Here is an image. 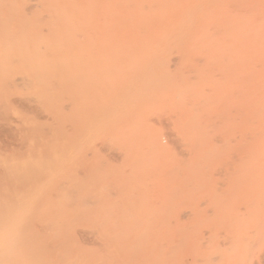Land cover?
I'll use <instances>...</instances> for the list:
<instances>
[{
    "label": "rangeland",
    "instance_id": "1",
    "mask_svg": "<svg viewBox=\"0 0 264 264\" xmlns=\"http://www.w3.org/2000/svg\"><path fill=\"white\" fill-rule=\"evenodd\" d=\"M10 1L12 3L3 0L4 4L0 1V174L4 172L5 176L0 175V255H8L0 257V264H264V160H249L250 152H247L264 145L263 132L260 136V131L256 134L262 138L252 133V139L254 136L256 140L262 139L261 145L259 140L254 143L249 137L251 134L243 135L246 132L241 130L245 121L241 116L247 114V110H253V113L248 112L250 122L249 115L246 116L249 125L252 124L248 127L245 121V128L253 130L250 128L254 127L252 120L263 109L259 106L260 111L258 106L250 105V100L253 101L257 87L264 89V78L261 86L258 83L261 82L258 76L263 74L264 77L261 72L264 71L261 58L264 56V0L209 3L208 12L221 7V13L218 11L220 14L216 16L222 15V18H216L220 20L217 23L225 20L222 25L227 27L234 18L232 22L245 23L246 28H243L245 40L242 32L237 37L243 40L237 39L239 45L235 43L236 37L233 42L230 33L224 31L228 33L226 41L231 46L222 39L228 46H220L219 42L220 47L213 49L206 48L208 42L201 48L197 44L193 47L196 49L184 48L191 39H186V34L195 36L197 32L192 30L191 23L198 21L197 28L202 29V25L208 28L206 22L214 18L209 13L206 17L210 20L202 21L206 18L203 9L197 10L196 6L204 7L205 0H178L179 3L164 0L165 4L168 2L167 10L161 0H157L160 2L157 7L156 0L155 5V1L135 0L134 7L145 1L146 6L152 3L145 10L148 16L156 8L165 9L166 16L162 14L164 20L159 25L160 15L149 16L151 26L143 36L133 33L137 32L135 22L142 9L140 4L139 12L133 5L132 9L128 8L133 16H127L135 17L130 19L136 24L133 27L130 20V24L125 20L126 16L122 19L127 23L119 21L121 13L125 12L124 6L118 7L120 2L106 0L109 3L106 6L117 5L115 11L120 17L116 14L113 18L121 25L119 31L115 24L108 30L114 20L109 21L113 18L106 14L109 26L103 25V28L113 34L110 38L113 41H108L109 45L106 42L109 48L102 47L104 41L102 46L99 42L93 44L95 47L92 45L93 37L106 39V31L99 29L102 27L99 23H107L104 16L100 17L103 13H98L103 11L104 0L94 1L97 7L92 21L89 19L92 27L88 25L91 29L85 34L93 35V42L89 43L94 48L86 46L87 38H82L83 42L86 40L83 43L77 35L86 32L83 25L89 20L81 19V11L77 13L79 8L74 7H86L85 1ZM26 2L31 3L33 9ZM36 3L42 5L41 8ZM89 3L92 5L87 1ZM180 3H186L188 10ZM65 4L76 11L67 9ZM151 5L155 6L151 8L153 11L148 10ZM51 7L61 8L68 17L58 9V13L49 12ZM85 7L83 13H86ZM34 8L37 12H33ZM46 8L48 11H44ZM111 8H106L110 14L115 6ZM120 8L123 10L119 11ZM182 12L187 16L191 13L192 18L182 17ZM32 13H36V19ZM44 14L51 21L56 18V22L64 20L72 25L75 21L73 26L77 28L82 22L83 28L79 27L77 34L72 31L73 34L70 30L74 27L70 24L67 25L70 30L64 27L68 29L65 30L62 26L66 25L60 26L62 22L57 27L52 22L57 32L48 25L49 18ZM22 17L27 19L24 21ZM183 18L188 20L185 21L188 26L192 25L190 28L186 25L183 29V21L179 25ZM35 21L37 26L32 23ZM178 25L181 26L179 35ZM239 28L237 30H242ZM161 35H166L168 40L165 38L167 41L163 39L162 43ZM200 36L198 40L192 37L193 44L196 41L202 44L203 35ZM119 37L124 38L122 41L126 38L131 41L127 44L130 51L128 46L121 49L125 41L120 50H113L114 45L110 48L114 41L119 44ZM180 37L185 39L180 40ZM159 41L162 45L157 43ZM156 44V48L160 46L163 50L156 52L159 49L153 46ZM141 46L150 47L156 55L151 57L150 49L144 51ZM81 47L85 51H79L84 50ZM244 47L246 53L241 52ZM81 53L84 54L80 56ZM138 54L146 57L137 59ZM239 54L248 58H244L246 62ZM68 56L72 57L68 58L69 62ZM11 57L17 59L15 63L8 62ZM21 57L31 58V65L19 62ZM47 61L52 65L44 64ZM58 61L70 69L66 71L62 67L66 71L64 76ZM251 62L255 63L251 65ZM255 67L260 68L256 78ZM68 71L71 77L68 80L67 74L65 83ZM51 76L57 81V87L60 86L57 91L51 89L52 84L41 85ZM61 90L63 93L69 90L72 96L67 92L62 98ZM237 120L243 124H238ZM239 138H244L247 145L252 142L250 149L243 150L246 144ZM239 151L247 154L240 158ZM194 242L204 247L195 248V244L193 248L190 245ZM194 256H198L197 260L201 258L196 260L199 263L193 261Z\"/></svg>",
    "mask_w": 264,
    "mask_h": 264
},
{
    "label": "bare ground",
    "instance_id": "2",
    "mask_svg": "<svg viewBox=\"0 0 264 264\" xmlns=\"http://www.w3.org/2000/svg\"><path fill=\"white\" fill-rule=\"evenodd\" d=\"M0 1H1V0H0ZM6 1H7V0H6ZM30 1H31V0H30ZM50 1L53 2L54 0H48L47 2L50 3ZM56 1H57V0H56ZM56 1H54L53 3H57ZM66 1H67V0H66ZM70 1H71V0H70ZM82 1H85V4L87 5V6H86L87 8H86L85 6H83V5H82V7H81L82 9L80 8V6H78V7L76 6V7H74V8H79V9H80V10L78 9V10L76 11V9H73V8H72L73 6L70 7L69 4H68V6H67V4H65V7H66L67 9H68V8H70V9L72 8L71 10H74V12L76 11L77 13H78L79 11H81V12H79V14H82L80 18L83 19V20H85L86 22H88L89 19L93 18V13L95 12L96 7H97V6L95 5L96 2H94V1H98V0H92V1H91V0H82ZM87 1H88V2H91L92 5H91L90 3H89V5H88V4H87ZM99 1H101V0H99ZM104 1H106V0H104ZM107 1H108V0H107ZM107 1H106V3H105V6L102 7L103 9L101 8V10H103V11L98 12L99 14H102V13L104 14V15H103V14L100 15V17H101V16H104L103 18H104V20H105V23H107V24H104V23L102 24V22L99 23L100 21L97 22V23L100 24V26L102 25V27H99V29H100V28L104 29L105 27L108 28V26H109V25H108V22H109L110 20H114V21H113L114 23H113V22H112V24L110 23V28H109L108 30H110L111 28H114L115 25L118 26L117 30H118V31L120 30L119 27H121V25H120V24H116L117 21H115V19L113 18V16H115V15L117 14V11H115V9L117 8V5H118V4H120L118 7H120V6H124V10H125V12L123 11L124 14L121 13V18H119V17H120L119 14L116 15V17L120 19L119 21H120L122 24H123L122 21L124 20V19H122V17H124V16L127 17V18H125V20H127V22H128V20H130V19L133 20V19L135 18V17H133V18H132V17L129 18V17L127 16V15H131V16H133V14H131V11H132V10H129L128 8H131V6L133 5L132 7H133L134 9L136 8V12H137V10H138V12H139L140 9H141L140 6H142V9H141V11H140V15H139L140 17L137 15L138 13L136 14V15H137L136 17L139 18L138 21H137V19H136L137 22H135V23H137V25H136L133 21H131V20H130V21L132 22V24H130V22H128V23H129L131 26H133V27H135V25H136V27H135L136 29H135V30H136L137 32H133V33H138V32H139L138 35H141V34H142V36H143V34L146 35V33L148 32V30L150 29V26H151V25H149V24H150L152 21H151V19H150L151 17H149V16H155L154 14H157L158 17H159V15H160L159 19H162V20H159V19H158V20H159L158 25L161 24L160 22L164 20V17H163V16H166V15H164V11H163V10H165L166 8H168V6L166 7V4H167L168 2L165 4V1H169V2H171V0H165V1H164V0H161V1H162L161 3L164 2L163 4H165V5H164V8H165V9L161 6L162 8H159L160 10L162 9L161 12H160L159 9L157 10V8H156V9L153 8V7H155V6L157 7V6L160 4V2H158L159 0H158V1L156 0V1H157V4H156V1H155V0H153V1L150 0L152 3L155 1L154 5H155V4H156V5H155V6H154V5H151L152 7H150V9L148 8L149 11H151L152 9H155V12H153V13H152V12H149V16H148V15H145V10H146V7H149L150 4H152V3H150L149 6H146V5L148 4V2H147V4L145 3L147 0L144 2L145 4H144V3H141V4H140V3H137V6H136V7H134V6H135V3H136L135 0H133V2H132V0H131V1H130V0H127L128 2H130V3L127 2V4L124 3L126 0H124L123 3H121L122 1H120V0H119V1H118V0H115V2H120V3H117V5L112 4V6H111V5H107V6H106V4H109V3H107ZM110 1H111V0H110ZM136 1H137V0H136ZM138 1H139V0H138ZM142 1H143V0H142ZM177 1H178V0H174V1L172 0V2H174V3H179V2H177ZM195 1H197V0H195ZM8 2L12 3L10 0H8ZM42 2H43V1H42ZM47 2H45V3H47ZM60 2H61V1H60ZM72 2L74 3L75 1L72 0ZM72 2H70V4H73ZM102 2H103V1H102ZM102 2H100V3H102ZM113 2H114V1H113ZM134 2H135V3H134ZM213 2H220V4H221V3H222V0H211V1H210V0H205V5H204V7H201V8H200L199 6H196V9H197V10H198V8H199V9H203V12H202V13L204 14L205 17H206V16H209V13H211L210 16H214V18H213V17L211 18V20H212L211 22H213V24H212L211 22H209V21L206 22L205 20H206V19L210 20V17H208V18H207V17L204 18V17H203V14H202V17H203V20H202V21H203V22H206L207 24L209 23V24H208V28L205 27V25H202V24H201V25H202V29H199V28H197V27H198V25H197V24H198V23H197L198 21H197V22L193 21V23H191V24L194 25L195 28H193L194 26L191 27V28H192V30H193V29H194L195 31L197 30V32H196L195 36H194V34H192L194 37H193L192 35H190L191 33H190V34H189V33L186 34V35H187L186 39H187L188 37H190L191 39H190V40L188 39V41H189V42L192 41V42L189 43V45L191 44V45L189 46V45H187L188 41L185 40L187 43H186V46L184 45V46H185L184 48H186V47L191 48V46H192V48H193V47L195 46V44H197L196 46L199 45L200 48H201V45H204V44H205L204 46H206V44H207L206 42L209 43V45L207 44L206 48L210 47L211 49H213L212 47H215V46H219V45H220L219 42L221 43L220 46H223V47H224V46H226V45L229 43L228 41H226V39L229 38V37H228V33H227V32H224V31H228V32L230 33L229 36H230V37H233V39H232L233 42H234V38L236 37V42H235V43H237L238 45L240 44V43H238V41H243L242 39L240 40V39L237 38V37H240V35L243 33V28H245V23H243V25H242V23L239 21L242 27L240 26V24H239L237 21H234V22L236 23V24H234V22H232V20H233L234 18H233V19L230 18L232 11H231V10L229 11V9H228L227 11H228V12H231V13H228V12H226V11H225L224 13H228V14L230 15V16H229V19H232V20H231L232 23H231L230 20H229V22L227 23V25H228L227 27H224V25H222V24L224 23L225 20L221 21L222 24H221L220 22L217 23L218 21H220V20H218V19L222 18V15H221V17L218 16L219 18L216 16V13H218L217 15H219V14L221 13V12L219 11V10H221V7H220L219 10H216V9H218V8H214L213 10H210V11H212V12H208V11H207V7H208L211 3H213ZM2 3L4 4L3 0H2ZM21 3H22V2H21ZM23 3H24V2H23ZM26 3H27V2H26ZM34 3H35V2H34ZM48 3H47V4H48ZM53 3H52L51 6H53ZM75 3H77V1H76ZM82 3H83V2H82ZM111 3H112V2H111ZM131 3H133V4H131ZM158 3H159V4H158ZM201 3H202V2H201ZM209 3H210V4H209ZM3 4H1V5L3 6ZM14 4H15V3H14ZM14 4H13V5H14ZM27 4H29L30 6H32V9H33V5H31V3H27ZM32 4H33V2H32ZM36 4H37V3H36ZM79 4H80V3H79ZM85 4H84V5H85ZM115 4H116V3H115ZM121 4H123V5H121ZM129 4H130V5H129ZM139 4H140V6H139ZM142 4H144V5H142ZM169 4H170V3H169ZM180 4H181V3H180ZM180 4H179V5H180ZM184 4H186V3H184ZM184 4H183V5L181 4V5H182L183 7L187 5V4H186V5H184ZM208 4H209V5H208ZM217 4H218V3H217ZM5 5L8 6L9 4L6 2ZM10 5H11V4H10ZM24 5H25V4H24ZM34 5H35V4H34ZM93 5H95V6H93ZM103 5H104V3H103ZM125 5H126V6H125ZM127 5H129V6H127ZM173 5H174V4H173ZM173 5H172V6H173ZM177 5H178V4H177ZM177 5H175V6H177ZM179 5H178V6H179ZM37 6H38V8H39V6H40V8H41L42 5H40V4L38 5V4H37ZM49 6H50V5H49ZM49 6H48V8H49ZM55 6L57 7L58 5L56 4ZM74 6H75V4H74ZM88 6H92V7L89 8ZM98 6H99V5H98ZM100 6H101V5H100ZM113 6H115V8H113ZM138 6H139V7H138ZM144 6H145V7H144ZM172 6H170V7H172ZM212 6H213V4H212ZM219 6H220V5H219ZM11 7H12V6H11ZM46 7H47V6H46ZM65 7H62L64 11H65ZM84 7H85V9L88 10V11L85 10L86 13H85V12L83 13ZM110 7L113 8V9L111 8L112 11H113V12H111V14H110L109 11H107V10H109ZM125 7H127V8H125ZM170 7H169V8H170ZM186 7H187V9H185V11L188 10V6H186ZM214 7H216V6H214ZM217 7H218V6H217ZM236 7H237V6H236ZM241 7H242V6H241ZM1 8H2V7H0V10H1ZM3 8H5V6H4ZM29 8H31V7H29ZM35 8H36V5H35ZM35 8H34V9H35ZM44 8H45V7H42V9H44ZM58 8H59V7H58ZM58 8H57V9H58ZM94 8H95V9H94ZM99 8H100V7H99ZM106 8H107V10H106ZM139 8H140V9H139ZM143 8H144V9H143ZM151 8H152V9H151ZM184 8H185V7H184ZM209 8H210V7H209ZM237 8H238V7H237ZM57 9H53V8L51 7V10L49 9V12L52 11V10H53V11L56 10V12L58 13V12H60V11L62 10L61 8L58 9V10H60V11H58ZM89 9H90V11H89ZM91 9H93L94 11L91 10ZM104 9H105V10H104ZM131 9H132V8H131ZM134 9H133V10H134ZM181 9H182V8H181ZM230 9L234 10L233 8H230ZM240 9H241V8H240ZM98 10H100V9H98ZM122 10H123V8H122ZM122 10H121V8H120L119 11H122ZM128 10H129L130 12H129ZM166 10H167V9H166ZM189 10H190V8H189ZM214 10H215V11H214ZM225 10H226V9H225ZM24 11H25V10H24ZM44 11H48L47 8H46ZM104 11H106L107 13L104 12ZM152 11H153V10H152ZM178 11H180V10H178ZM181 11H182V10H181ZM181 11H180V12H181ZM190 11H191V10H190ZM206 11H207V12H206ZM213 11L215 12V15H213ZM218 11H219L220 13H219ZM238 11H240V10L238 9L237 12H238ZM28 12H29V10H28ZM33 12H37V9L33 10ZM89 12H92V13H89ZM108 12H109V13H108ZM127 12H128V13H127ZM146 12H147V11H146ZM158 12H160V14H158ZM165 12H166V11H165ZM183 12H184V11H183ZM183 12H182V15H183L182 17H184V16L186 17V16H187V15H185L186 12H185L184 14H183ZM192 12H193V11H192ZM222 12H223V10H222ZM234 12H235V11H234ZM1 13H2V11H1ZM38 13H39V12H38ZM63 13L65 14V16H67V15H66L67 13L61 11V14H63ZM113 13H114V14H113ZM132 13H133V11H132ZM134 13H135V12H134ZM147 13H148V12H147ZM168 13H169V11H168ZM168 13H167V14H168ZM170 13H171V11H170ZM172 13H173V12H172ZM172 13H171V15H172ZM175 13H176V12H175ZM207 13H208V15H207ZM235 13H236V12H235ZM235 13H234V14H235ZM33 14H34V13H32V15H33ZM39 14H40V13H39ZM49 14H50V13H49ZM61 14H60V15H61ZM64 14H63V15H64ZM71 14H72V13H71ZM84 14H87V15H84ZM106 14H108V15L110 16V18H113V19H109V21H108V20H107L108 18H106V17H107ZM112 14H113V15H112ZM162 14H163V16H162ZM176 14H177V13H176ZM186 14H187V13H186ZM190 14H191V13H188V16H187V17H191V18H192V16H191ZM197 14H198V13H197ZM232 14H233V13H232ZM29 15H31V11H30V14H29ZM34 15H35V19H36V17H37V16H36V13H35ZM60 15H59V16H60ZM83 15H84V16H83ZM89 15L92 16V17L89 18V17H88ZM177 15H179V14H177ZM193 15H194V13H193ZM224 15H225V14H224ZM0 16H1V15H0ZM40 16H41V14H40ZM45 16H46V15L44 14V17H45ZM48 16L51 17V14L48 15ZM70 16H71V15H70ZM97 16H98V15H97ZM97 16H96V17H97ZM105 16H106V17H105ZM118 16H119V17H118ZM233 16H234V15H233ZM237 16H238V14H237ZM50 17H48L50 22L47 21V23H48L49 26H50V25L53 26L54 24H56V25H54V26L57 27V25H60V23L62 22L63 24H61L60 26H62V25H66V26H62L63 28H64V27H68L67 25H69V24H70L69 26H70V27L72 26V28H73V27H74L73 25L76 24L75 21H74L73 25H72V23H68V24H67V23H66V22H67L66 20H65L66 22L64 23V20H63V19H62L63 21L58 20L59 23L57 24V22H58V21L56 22L57 19L55 18L53 21H51L52 19H50ZM55 17H56V16H55ZM67 17H68V16H67ZM177 17H178V16H177ZM180 17H181V16H180ZM187 17H186V18H187ZM200 17H201V15H200ZM225 17H228V16H225ZM225 17H223V19H226V21H228L227 18H225ZM22 18H23V17H22ZM42 18H43V16H42ZM42 18H37V20H39V19L42 20ZM45 18L48 19L47 17H45ZM84 18H85V19H84ZM103 18H101V19L103 20ZM152 18H153V17H152ZM154 18H157V17H154ZM216 18H218V19H216ZM0 19H1V18H0ZM26 19H27V17H26ZM26 19L23 18L24 21H25ZM60 19H61V18H60ZM70 19L73 20L72 18H70ZM184 19H185V18H183V20H180L179 25L181 24L182 21L185 22V21L187 20V19H185V20H184ZM200 19H202V18H200ZM204 19H205V20H204ZM235 19H237V18H235ZM4 20H5V19H4ZM4 20H2V22H3ZM6 20H7V19H6ZM23 20H22V21H23ZM44 20H45V19H44ZM71 20H69V21H71ZM117 20H118V19H117ZM121 20H122V21H121ZM125 20H124V21H125ZM139 20H140V21H139ZM152 20H153V19H152ZM154 20H155V19H154ZM169 20H170V19H169ZM221 20H222V19H221ZM28 21H29V20H28ZM28 21H27V22H28ZM42 21H43V20H42ZM91 21H92V19H91ZM91 21L89 20V22H88L87 24L84 23L85 25H83V27L86 26L85 29H87V30H85L86 32H84V34L82 33V31H81V32H78V31L80 30V28H83V27L81 26V25H82V22H80V23L77 25L78 28H77V27H74L72 30H70V27H68V29L70 30V32H72V31H75V32H76V31L79 29V30L77 31L78 34H77V32H76L77 35H80L79 38H78L77 35H75V36H77L78 39H80V37H81V39H82V38H83V39L87 38L86 40L88 41V43H86V44H87L86 46H90V45H91L90 43H92V42L94 41V42L92 43V45L95 44V42H99L98 44H101L100 46H102V45L104 44V42H105V44H104L105 46L103 45L102 47H103V48H109V46L107 47L106 42H107L108 45H109V42H108V41H113L112 39H110V38H113V37H112L113 34H112V33H111L112 35H111V34H108V33L111 32V31H108L107 29H104V31H106L105 36H104L106 39L101 38V40L98 39V38H94V37H93V39H95V40L92 41V36H93L92 34H91L92 36H90V34L88 33V35L91 37V39H90V37H89L88 35H85V34H87V31H88V30L90 31V29H91V28H88V25H89V27H92V26H90V22H91ZM95 21H96V20H95ZM106 21H107V22H106ZM150 21H151V22H150ZM187 21H188V20H187ZM189 21H190V19H189ZM216 21H217V22H216ZM8 22H9V21H8ZM52 22H53L54 24H52ZM55 22H56V23H55ZM77 22H79V21H77ZM127 22L125 21L124 23H127ZM153 22H154V21H153ZM155 22H157V21H155ZM155 22H154V23H155ZM191 22H192V21H191ZM242 22H244V21H242ZM5 23H6V22H5ZM10 23H11V22H10ZM10 23H8V25H9ZM16 23H17V22H16ZM24 23H26V22H24ZM32 23H33V25H34V23H36V21H35V22H32ZM37 23H38V22H37ZM50 23H51V24H50ZM117 23H119V22H117ZM164 23H165V21H164ZM170 23H171V22H170ZM174 23H175V22H174ZM177 23H178V22H177ZM206 23H205V24H206ZM17 24H18V23H17ZM19 24H20V23H19ZM28 24H30V22H29ZM114 24H115V25H114ZM225 24H226V23H225ZM233 24H234V25H233ZM238 24H239V25H238ZM3 25H4V22H3ZM38 25H40V24H38ZM79 25H80V26H79ZM103 25H106V26L104 27ZM179 25H178V30H177V31H178V32H177L178 35H179V33H180L179 29H180L181 26H183V27H182L183 29H184V28H187V26H188V25L186 24V22H185V23H182L181 26H179ZM186 25H187V26H186ZM192 25H189L188 28H190V26H192ZM196 25H197V26H196ZM237 25H238V27H236ZM5 26H6V24H5ZM5 26H4V27H5ZM9 26H10V25H9ZM19 26H20V25H19ZM23 26H24V25H23ZM34 26H37V25H34ZM49 26H48V27H49ZM54 26L51 27L52 30L55 28ZM161 26H162V25H161ZM213 26H214V27H213ZM221 26L224 27V28L222 29ZM15 27H16V26H15ZM17 27H18V26H17ZM62 27H60L61 30H62ZM79 27H80V28H79ZM93 27H94V26H93ZM103 27H104V28H103ZM239 27H240L242 30H237V28H239ZM246 27H247V26H246ZM5 28H6V27H5ZM28 28H29V25H28ZM49 28H50V27H49ZM75 28H77V29H75ZM158 28H159V27H158ZM161 28H162V27H161ZM240 28H239V29H240ZM1 29H2V28H1ZM7 29H8V28H7ZM18 29H20V28H18ZM64 29H65V28H64ZM68 29L66 28L65 30H68ZM102 29H101V30H102ZM129 29H130L131 31L134 30V29L132 30L131 28H129ZM183 29H182V30H183ZM245 29H246V28H245ZM245 29H244V30H245ZM21 30H23V29H21ZM54 30L57 31L56 28H55ZM65 30H64V32H65V34H66V31H65ZM92 30H93V29H92ZM127 30H128V29H127ZM166 30H168V29H166ZM185 30H187V29H185ZM185 30H184V31H185ZM190 30H191V29H190ZM192 30H191V31H192ZM194 30H193V31H194ZM7 31H8V30H7ZM7 31H6V32H7ZM104 31H102V34H103V35H104ZM107 31H108V32H107ZM131 31H130V32H131ZM191 31H190V32H191ZM9 32H11V31H9ZM57 32H58V31H57ZM59 32H60V31H59ZM62 32H63V30H62ZM67 32H68V31H67ZM75 32H72V33L75 34ZM127 32H128V31H127ZM149 32H150V31H149ZM181 32L183 33V31H181ZM188 32H189V31H188ZM223 32H224V33H223ZM241 32H242V33H241ZM80 33H82L83 36H85V37H83L82 34H80ZM125 33H126V31H125ZM150 33H151V32H150ZM154 33H155V32H154ZM163 33H164V32H163ZM172 33H173V32H172ZM193 33H194V32H193ZM56 34H57V33H56ZM100 34H101V33H100ZM156 34H157V33H156ZM159 34H160V33H159ZM164 34H165V33H164ZM170 34H171V33H170ZM197 34H198V35H197ZM199 34H201V36L203 35L202 38H201V39H202V41H201L202 44H199L200 42H198V41L194 42V44H193L192 37H193V39H194L195 37L200 36ZM221 34H223V35H221ZM225 34H227V35H225ZM239 34H240V35H239ZM106 35H108V38L106 37ZM125 35H126V34H124V36H125ZM152 35H153V34H152ZM178 35H177V38L179 37ZM180 35L183 36V34H180ZM188 35H189V36H188ZM205 35L207 36V38L204 37ZM220 35H221V36H220ZM224 35H225V36H224ZM232 35H233V36H232ZM237 35H238V36H237ZM57 36H58V34H57ZM110 36H111V37H110ZM122 36H123V35H122ZM129 36H130V35H129ZM131 36H132V35H131ZM149 36H150V35L148 34V37H149ZM157 36H158V35H157ZM161 36H162V37H160V39H161V42L163 43V39L166 38V37H165L166 35H165V36H164V35H161ZM172 36H173V35H172ZM174 36H175V34H174ZM191 36H192V37H191ZM201 36H200V37H201ZM217 36H218V38H217ZM219 36L221 37V39H220ZM241 36H243V37H242L243 39H244V37L246 38V34H245V36H244V33H243ZM88 37H89V38H88ZM100 37H101V36H100ZM200 37H199V38H200ZM225 37H226V38H225ZM132 38H133V37H132ZM141 38H142V37H141ZM167 38H168V37H167ZM167 38H166V39H167ZM171 38L173 39V37H171ZM180 38H181V37H180ZM183 38L185 39V37H182L180 40H182ZM203 38H206V39H203ZM83 39H82V42H83ZM88 39H90V40H88ZM114 39H116V38H114ZM119 39H120V40H118V43L121 44V45L117 44L116 41H114L115 44H112V46H110V48L112 47L111 49H113V48L115 47L113 50H115V49H116V50H118V49L120 50L119 47L122 46V45H124V44H126L125 47L123 46V47H121V49H125V48L128 49V47H129L130 45H127V44H129V43L131 44V41L128 42V41H127V40H128L127 38H126L127 40L125 39V40L122 41L121 39H124L123 37H122V38L119 37ZM137 39H138V38H137ZM142 39H144V38H142ZM166 39H165V40H166ZM174 39H175V38H174ZM184 39H183V40H184ZM201 39H200V40H201ZM222 39H223L224 41H226L227 44L224 45V42H223ZM237 39H239V40L237 41ZM86 40H85V41H86ZM152 40H153V39H151V41H152ZM157 40H158V39H157ZM167 40H168V39H167ZM167 40H166V41H167ZM195 40H198V37L195 38ZM195 40H194V41H195ZM204 40H206V41H204ZM220 40H221V41H220ZM230 40H231V38H230ZM244 40H245V39H244ZM85 41H84V42H85ZM90 41H91V42H90ZM100 41H101V43H100ZM103 41H104V42H103ZM121 41H122V42H121ZM124 41H125V43H124ZM135 41H136V40H135ZM166 41H164V44H165ZM84 42H83V43H84ZM89 42H90V43H89ZM127 42H128V43H127ZM136 42H137V41H136ZM161 42L159 41V42H157V43H160V45H162ZM177 42L180 43L181 41H180V42L177 41ZM177 42H176V43H177ZM10 43H13V42H10ZM123 43H124V44H123ZM155 43H156V42H155ZM183 43H184V41H183L180 45H182ZM203 43H204V44H203ZM245 43H247V42L244 41V44H245ZM13 44H14V43H13ZM110 44H111V42H110ZM133 44H134V43H133ZM169 44H171V43H169ZM173 44H174V43H173ZM192 44H193V45H192ZM222 44H223V45H222ZM229 44H230V43H229ZM229 44H228V45H229ZM248 44H249V43H248ZM248 44H247V45H248ZM250 44H251V42H250ZM250 44H249V45H250ZM113 45H114V47H113ZM166 45H167V48H168V44H167V42H166ZM228 45H227V46H228ZM241 45H243V44H241ZM241 45H240V46H241ZM77 46H78V45H77ZM93 46H94V45H93ZM117 46H118V48H116ZM126 46H128V47H126ZM135 46H136V45H134V47H135ZM153 46H155V48H156V46H158V44L153 45ZM182 46H183V45H182ZM204 46H202V47H204ZM220 46H219V47H220ZM227 46H226V47H227ZM230 46H231V44H230ZM230 46H229V48H230ZM233 46L235 47V45H233ZM75 47H76V46H75ZM91 47H92V46H90V48H91ZM94 47H95V46H94ZM94 47H92V48H94ZM134 47H132V49H134ZM141 47H143L142 49H143L144 51H145V49H147V48L150 49V47H147V46H141ZM145 47H146V48H145ZM163 47H164V45L162 46V48H163ZM81 48H83V47H81ZM157 48H159V49L156 50V52H158V51H162V50H163V49L160 48V46L157 47ZM157 48H156V49H157ZM170 48H171V47H170ZM178 48H179V47H178ZM198 48H199V47H198ZM204 48H205V47H204ZM74 49H75V48H74ZM83 49H84V50H80V49H79V51H81V52H82V51H85V48H83ZM88 49H89V48H88ZM139 49H140V48H138V50H139ZM142 49H140V50H142ZM148 49H147V51H148ZM164 49H165V48H164ZM181 49H182V47L180 48V50H181ZM193 49H196V48H193ZM242 49H243V48H242ZM245 49H246V47H244V49L241 50V52H242V53H243V52L246 53V51H244ZM75 50H78V48L75 49ZM151 50H152V49H150V51H151ZM185 50H186V49H185ZM249 50H250V49H249ZM86 51H87V50H86ZM129 51H130V47H129ZM259 51L261 52L262 50H259ZM127 52H128V50H127ZM153 52H154V53H153ZM156 52H155V51H151L152 54H150V56H151V57H154V55H156ZM250 52H251V51H250ZM79 53H80V52H79ZM128 53H129V52H128ZM258 53H259V52H258ZM258 53H255V54H258ZM73 54L75 55V53H73ZM82 54H84V53H81L80 56H81ZM70 55H72V53H71ZM70 55H69V56H70ZM127 55L129 56V54H127ZM132 55H133V54H131L130 56H132ZM152 55H153V56H152ZM239 55H241V54H239ZM244 55H246V54H244ZM252 55H253V54H252ZM252 55H251V56H252ZM261 55H262V53H261ZM69 56L66 57V60H67L68 62H69L70 59H72V57H69ZM72 56H73V55H72ZM75 56H76V55H75ZM77 56H78V55H77ZM140 56H141V57H140ZM143 56H144V55H143ZM143 56H142V54H138V57H136V58L138 59V58H144V57H146V55H145L144 57H143ZM147 56H149V54H148ZM242 57H243V54L240 56V58H242ZM247 57H249V56H247ZM256 57H257V56H256ZM68 58H70V59L68 60ZM74 58H75V57L73 56V59H74ZM130 58H132V57H130ZM130 58H129V59H130ZM133 58L135 59V57H133ZM133 58H132V59H133ZM244 58H245L246 60L248 59V58H246V57H243V59H244ZM259 58H260V55H259ZM261 58H263V60H264V56H262ZM63 59H65V58H63ZM134 59H133V60H134ZM245 59H244V60H245ZM16 60H17V59H16L15 57H11L10 60H9L8 62L15 63ZM18 60H19V62H23V63H24L26 66H28V67L31 65V62H32V59H31V58H26V57H21V58H19ZM51 60H53V59H51ZM59 60H61V59H59ZM66 60H65V61H66ZM77 60H78V58H77V59L75 58V61H77ZM246 60H245V62H246ZM263 60H259V59L257 58V61H263ZM62 61H63V60H62ZM67 61H66V62H67ZM70 61H71V60H70ZM73 61H74V60H73ZM241 61H243V60H241ZM47 62H48V63H44V64H47L48 66H51V65H52V62H50V61H47ZM53 62H54V60H53ZM58 62H59L58 64H59V67H60V72H62V74H63V72L65 71V70H63V69H66V71H67V69H68V70L70 71L69 68H65V67H67L66 65H64V64L61 65V64H62L61 61H58ZM71 63H72V62H70L69 64H71ZM73 63H75V62H73ZM253 63H255V62H253ZM253 63L251 62V65H252ZM53 64H54V63H53ZM65 64H67V63H65ZM75 64H76V63H75ZM75 64H73V65L76 66ZM240 64L242 65V62H240ZM243 64H244V63H243ZM241 65H240V66H241ZM255 65H256V64H255ZM255 65H254V66H255ZM257 65H258V64H257ZM63 66H64V67H63ZM71 66H72V65H71ZM263 66H264V64H262V67H263ZM62 67H63V69H62ZM72 67H73V66H72ZM252 67H253V66H252ZM262 67H261V68H262ZM255 68H256V67H255ZM61 69H62L63 71H62ZM253 69H254V67H253ZM256 69H257V70H256ZM256 69H255V70L258 71L260 68H259V69L256 68ZM262 69L264 70V67H263ZM255 70H254V71H255ZM66 71H65V72H66ZM69 71L65 74V79L68 77V78H67L68 80H69V78L71 77V74H70ZM256 71H255V75H256L255 78L257 77V75H259V71H260V70H259L257 73H256ZM65 72H64V73H65ZM252 72H253V71H252ZM252 72H251V73H252ZM261 72L264 73V71H261ZM239 73H240V72H239ZM67 74H68V76H67ZM248 74H249V73H248ZM260 74H261V73H260ZM246 75H247V74H246ZM63 76H64V74H63ZM66 76H67V77H66ZM69 76H70V77H69ZM241 76H242V74H241ZM250 76H251V75H250ZM261 76H262V77H261ZM248 77H249V75H248ZM258 77L260 78L259 81L261 80V82H258V81H257V82H258L259 85L261 86V83H262V81L264 80V79L262 80V78H264V77H263V74H262V75H259ZM249 78H250L249 80H251V77H249ZM253 78H254V77H253ZM67 79L65 80V83H66ZM56 80H58V79H56ZM256 80H257V79H255V81H256ZM60 81H61V80H60ZM56 82H57V81H56ZM56 82L53 81V78H52V76H51L50 78H47L44 82H42L41 85L46 86V85H48V84H50V85L52 84V85H51V89L57 91L58 87H60V86L57 87ZM63 82H64V81H63ZM253 82H254V81H253ZM253 82H251L250 84L252 85ZM53 84H54V85H53ZM58 84H59V81H58ZM262 84H264V81H263ZM245 85H247L246 82L244 83V86H245ZM48 86H49V85H48ZM242 86H243V85H242ZM254 86H255V85H254ZM254 86L252 85L253 89H254ZM256 87H257V86H256ZM256 87H255V88H256ZM244 88H245V87H243V88L241 87V89H244ZM247 88H248V86H247ZM247 88H245V89L248 91L249 88H248V89H247ZM257 88H258V90L255 89V92L253 93V96H254V97H253V98L251 97V98L253 99V101L250 100V105L252 104L253 106H258V108H259V106H262V108L264 109V106H263V105H264V93H263V92H264V89H261V88H259V87H257ZM250 89H251V88H250ZM59 90H60V89H59ZM246 90H245L246 94L249 93V92H247ZM259 91H260L261 94L259 93ZM262 91H263V92H262ZM61 92H62V93H61ZM67 92H68V94H69L70 96H72V95L69 93V90H68V91H64V93H63V90H61V91H59V93H61V94H59V95L63 98V97L65 96V93H67ZM240 92H241V91H240ZM251 92H252V89H251ZM71 93H72V92H71ZM68 94H67V95H68ZM239 94H240V96H241V93H239ZM262 94H263V96H262ZM69 95H68V96H69ZM240 96H239V97H240ZM249 96H250V95H249ZM242 97H243V96H242ZM242 97H241V98H242ZM244 98H245V96H244ZM244 98H243V100H244ZM245 99H246V98H245ZM243 100L241 99V104L239 103L240 105H242ZM244 101L248 102L249 99H248V101H247V99L244 100ZM262 101H263V102H262ZM239 102H240V101H239ZM252 102H253V103H252ZM261 103H262V104H261ZM70 104H71V103H70ZM244 104H245V102H244ZM248 104H249V102H248ZM248 104H245V105L248 106ZM259 104H261V105H259ZM237 108L239 109V107H237ZM247 108H248V107H247ZM247 108H246V109H247ZM251 108H252V107H251ZM248 109H249V108H248ZM260 109H261V107L259 108V110H260ZM263 109H262V111L260 110L262 113H258L259 111L257 112L256 108H255L256 111L254 110V112H257V115H256V117L254 118V120H252V121H254V122H253V126H254V127H250V128H252L253 130H251V129L249 130V128H248V129L245 128V123L247 122L246 119H247L248 115L251 113L250 111H252V113H253V110H250V109H249L250 111L247 110V111H246L247 114H246V113L244 114L245 117H244L243 115H242V116L239 115V116H241V120H242V118H243V120L245 119V121H246V122H245V121L242 120V121L244 122V125H242V126H244V127H243V128L240 127L242 131H243V129L245 130V131H243V132H246V133H243V135L246 134V136H248V135L251 134L249 137H251L250 139H251L253 142H254V141L256 142V141H258V140L260 141V140H262V139H263V141H264V110H263ZM238 112H239V111H238ZM248 112H249V114H248ZM239 113H240V112H239ZM237 114H238V113H237ZM258 115H259V116H258ZM246 116H247V117H246ZM250 117H251V116L249 115L248 120L250 119ZM237 119H238V118H237ZM237 121H238V124H241V123H242V122L239 123V122H240L239 120H237ZM250 121H251V120H249V122H250ZM249 122L246 123V126H248V127L252 124V123H250V125H249ZM242 124H243V123H242ZM250 131H252V132L250 133ZM256 131H257V132H256ZM258 131H260V132H259V133H260L259 136H260V135L262 134V132H263V134H262V137H263V138H262V137H259L258 135H256V134H258ZM253 132H254V135L256 136V138H257V136H258L259 138H262V139H258V140H256L255 136H254V139H252V138H253V136H252V135H253V134H252ZM247 134H248V135H247ZM243 135H241V136H243ZM244 138H245V137H244ZM244 138H242V139L239 138V140L241 139V141H242V140L244 141ZM250 139H249V138H246L245 140H249V141L251 142ZM249 141H247V142H249ZM255 142H254V143H255ZM260 142H261V141H260ZM243 143L246 144V147H245V145H244L243 150L246 149V148H247L246 150H248V149H250V147L252 146V142L249 143L251 146H250L249 144L247 145V143H246L245 141H244ZM258 143H259V142H258ZM262 143H263V142H261L260 144L263 145L264 143H263V144H262ZM173 144H174V142H173ZM242 145H243V144H242ZM242 145H240V146H242ZM256 145L259 146L258 144H256ZM248 146H249V148H248ZM254 148H255V147H253V150H254ZM253 150H251V151H247L248 153L250 152V153L248 154V158H249V160H256V159L264 160V145H263L261 148H257V149L254 150V151H253ZM237 154H240V155H238V157H240L241 155H242V156H245V154H247V153H245V152H240V151H239ZM246 157H247V156H246ZM240 158H241V157H240ZM250 158H251V159H250ZM242 159H243V158H242ZM56 172H58V171H56ZM3 173H4V172H3ZM3 173L1 172V174H0V175H1V178H2V177H5V176H3V175H4ZM40 174H41L42 176H41ZM40 174H39V175H40L41 177L44 176V173H40ZM46 174H47V173H46ZM46 176H47V175H46ZM49 177H50V176H49ZM2 180H3V179H2ZM0 209H1V208H0ZM2 218H3V217H2ZM0 220H1V219H0ZM183 236H184V234H183ZM183 239H184V238H183ZM186 240H187V238H186ZM187 242H188V241H187ZM197 242H198V241H197ZM197 242H194V244H191L190 246H193V248H194V247H195V244H196L197 247H195V248H199V247L201 248V247H202V244L199 246V244H197ZM201 242H202V241H201ZM172 243L174 244V242H172ZM199 243H200V242H199ZM187 247H188V245H187ZM203 247H204V245H203ZM203 247H202V248H203ZM195 250H196V249H195ZM200 252H201V251H200ZM0 254H1V253H0ZM5 255H7V254H5ZM5 255H3V256L0 255V257L3 258ZM7 256H8V255H7ZM7 256H6V257H7ZM194 257H195V258H194L195 260L193 259V261H195V263H199V262H196V260H197L196 257H198V256H194ZM200 257H202V256H200ZM42 258H43V257H42ZM4 259H5V258H4ZM200 259H201V258H200ZM200 259H198V260H200ZM198 260H197V261H198ZM210 260H211V259H210Z\"/></svg>",
    "mask_w": 264,
    "mask_h": 264
}]
</instances>
